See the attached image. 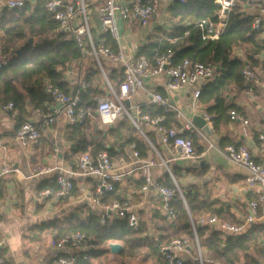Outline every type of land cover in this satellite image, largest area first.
I'll return each instance as SVG.
<instances>
[{"label":"crops","instance_id":"0c3cea01","mask_svg":"<svg viewBox=\"0 0 264 264\" xmlns=\"http://www.w3.org/2000/svg\"><path fill=\"white\" fill-rule=\"evenodd\" d=\"M28 1L33 4L36 0ZM102 1L84 0V3L88 26L94 40L99 42L105 39V44L108 46L113 40L103 33L95 15L96 8ZM173 1L161 0L158 10L146 25H141L137 21L120 20L118 22L119 32L122 35L121 45L127 55L138 57L139 48L159 40L165 33L170 32L172 25L176 22V19L172 18L168 12V7ZM218 1L215 0V4H218ZM241 7L249 14H256L258 9L257 3L251 0L241 1ZM81 22L82 17L77 13L71 20V26L76 27ZM51 34L47 37H53L54 33ZM233 52L237 53L239 49L234 48ZM98 62L95 58L84 53L80 60L70 63L66 68H58L62 73L63 80L68 84V92L74 90L75 85H79V80L84 79V72L88 67L95 68L97 66L101 72L99 80L93 81L91 87L96 89L98 85V88L102 89L104 93L94 92V102L96 97L104 95L107 90L103 75H106L107 78L108 75H111L113 77L112 83L119 81L122 72L119 62L102 54L99 55ZM254 74L258 81L254 84L251 93H246L244 89L233 90L229 93L230 102L240 108L237 111L248 120V124L244 126L241 121L230 119L221 124L217 131L212 128L213 133L210 136L205 135L216 148L206 150L207 141L199 137V144L202 146L201 151L197 153L195 151L194 157H182L177 147L162 145L157 133L146 124L143 125L145 135L137 130V133L148 142L150 147L145 157L157 161L156 165L152 167L153 180L164 183L168 174L184 196L188 193H198L200 199L211 203V208L216 210L211 215H207L209 213L204 214L203 211L198 212L199 214L196 216L198 219L200 216L215 215L221 221L238 224L242 223L249 214L247 202L254 196V191L249 190L245 184L246 172L241 166L232 164L217 147L220 137L223 136L226 141H232L233 144H243L257 162L264 164V151L258 148L256 140V135L259 132H264V72H254ZM145 85L149 92H162L164 77L149 78ZM195 89L194 85H188L180 91L170 94L172 102L181 108L191 120L195 114L202 116L203 113H206L204 107L200 106L198 99L193 97ZM148 100V92L139 90L126 101H128L127 106L133 110L135 105L150 104ZM26 111L28 113L26 119L34 120L35 124L40 126L41 133L36 143L29 147H21L13 140L16 130V111L0 109V137L5 143V148L0 147V255L7 261V264H48L56 255L75 252L86 254L85 258L78 260V264L81 260H87L88 264H154L152 261L142 260L139 256H123L121 255L122 251L120 253L111 252L109 249L111 242L120 243L123 249L122 242L118 240L109 241L105 247L82 245L80 248H73L64 245L58 248L51 244L52 240L60 237H54L57 228L50 226L39 230L36 227L42 222L53 219L64 224L65 218L76 210L80 212L81 216H84L87 210H91L101 217L102 208L89 201L96 179L95 176L91 175L74 177L76 193H71L57 201L42 199L37 196V191L42 190L38 186L46 178L54 176L53 172H42L43 168L60 165L75 169L73 163L77 162L78 156L71 153L69 149L72 147L71 143L64 138L66 128L69 125L65 117L60 116L55 124L45 126L41 124L33 107L26 106ZM95 117L98 123L93 121L87 126L88 130H83L91 136L96 135V129L104 130L108 127H115L124 116L117 117L109 124H102L100 118ZM129 122L131 123L130 120ZM167 125L175 126L176 123L171 121ZM208 125L212 127V124ZM104 135V138H107L109 134L104 133ZM115 139L117 143L111 144L117 151L116 157L112 158L114 170L123 175V179L117 182L119 185L117 192L123 198L128 197L131 200L134 212L146 230L143 235L147 234V236L158 240L161 235L170 232L169 223L174 218L169 217L162 210L161 196L153 186L146 191H141L140 186H137L140 176L136 169L137 163L132 155L130 144H126L124 135L122 138L115 137ZM173 171L175 174L172 173ZM251 222L264 225V219ZM249 224L243 230H246ZM182 236L186 235L181 234L178 237ZM263 247L264 238L262 236L251 246L250 252L257 256L259 264H264ZM98 248L106 249V251L97 256L89 254L90 249ZM187 250V254L192 259L193 249L190 242H188ZM257 251H261L260 256L256 255ZM240 259L236 264L243 262L244 258L241 257Z\"/></svg>","mask_w":264,"mask_h":264},{"label":"trees","instance_id":"16d2710c","mask_svg":"<svg viewBox=\"0 0 264 264\" xmlns=\"http://www.w3.org/2000/svg\"><path fill=\"white\" fill-rule=\"evenodd\" d=\"M46 1L36 0L33 4L25 1L21 7L4 8L0 11V53L8 57L7 63L0 67V105L13 103L16 111L15 129L28 116L26 106L35 108L50 101V96L44 89L46 82L68 92V84L63 80L58 68H66L70 63L84 56L82 48L78 46L73 36L59 29L58 21L45 7ZM241 1L245 0H235L230 6L226 14V25L219 38L203 40L197 23L202 19L212 18L213 12L220 8L219 5L215 4V0H184V2L174 0L168 7L170 16L176 19L170 32L165 33L159 40L138 49L137 56L145 54L152 58L156 52L170 48L173 51L174 63L188 59L191 62L212 61L217 65V76L202 85L197 98L200 106L212 116L211 124L215 131L221 124L230 120L231 109H240L230 102L229 93L243 89V69L249 68L255 73L264 72V19L259 29H253L251 24L254 14L242 10ZM50 33H54L53 37L37 40ZM108 46L111 49L116 48L114 41ZM234 48H238L239 52H233ZM100 76L101 72L97 66L85 69L84 79L87 87L81 91V105L94 107V92L104 93L98 85L96 89L91 87L92 82L99 80ZM112 78L108 75L110 82ZM121 80L122 72L119 81L111 82L114 89H117ZM78 86L75 85L74 89ZM141 112L152 116L164 115L166 125L171 121L176 123L172 112H166L155 104L142 105ZM82 126L79 123H71L64 134L65 140L71 143L72 147L69 148L71 153L77 156L83 152L96 154L105 150L113 161L112 158L116 157L117 151L111 144L105 143L104 133L116 138H122L124 135L126 144H134L141 155L146 156L150 149L148 142L137 133L136 127L126 116L118 121L115 127L96 129L95 136L85 133ZM182 135L192 139L196 153L201 151L202 146L199 144V136L195 131H185ZM228 143L233 142L226 141V138L222 136L217 148L222 150ZM75 164L74 162L73 166ZM172 173L175 174L174 171ZM166 177V182H160V184L175 187L170 176L167 174ZM118 186V183L114 182L113 189L104 193L101 202L108 203L114 199H124L117 192ZM137 186H141V179ZM46 187H57L55 176L46 178L38 186L39 189ZM76 190L74 184L71 193L75 194ZM184 197L185 203L177 194L170 202V207L175 213L174 220L169 223L171 230L161 235L158 240L143 235L146 230L141 223L138 229L130 227L125 218H113L101 223L99 215L91 210H87L84 216H81L77 210L70 213L65 218L64 224L53 219L42 222L36 227L39 230L50 226L57 228L54 236L56 238L70 230H80L92 235L94 237L92 244L98 247H105L109 241L118 240L123 244L121 255L139 256L142 260L152 261L154 264H167L159 253L160 242L185 234L187 239H184L187 244L191 242L193 249V258L185 264H199L196 261L198 254L195 237L202 249L203 264H236L241 257L244 258L241 264H259L257 256L250 251L252 244L259 237L264 238L263 224L250 222L246 230L236 233L223 231L205 222L197 225L198 212L203 211L204 214L211 215L216 210L211 208V203L200 199L198 193H188ZM105 251L106 249L101 248L90 249L89 254L97 256ZM256 255L260 256L261 251H257ZM88 263L87 260L79 261V264Z\"/></svg>","mask_w":264,"mask_h":264},{"label":"built area","instance_id":"2783aa9c","mask_svg":"<svg viewBox=\"0 0 264 264\" xmlns=\"http://www.w3.org/2000/svg\"><path fill=\"white\" fill-rule=\"evenodd\" d=\"M28 0H0V11L4 8L21 7ZM161 0H103L96 8L95 15L100 23L105 35L110 37L116 44L115 49H111L105 44V39L96 42L88 26V17L84 0H47L45 7L52 12L54 19L59 23V29L65 30L73 36L76 43L82 48L85 54L96 59L99 55H105L111 60L119 62L122 70V80L117 89L111 85L110 81L103 75L106 85V93L96 97L95 106L81 105L80 94L86 89L85 79L79 80V86L71 92L64 91L49 82L45 83V91L50 96V101L35 107L34 112L42 125L51 126L55 124L60 116L66 121L79 123L83 130H88L87 126L92 123L95 116L100 118L102 124L112 123L119 116H126L136 129L143 135V125L153 129L162 145L175 146L179 149L182 157H194L195 150L192 139L183 136L185 131H195L196 134L207 141L206 150L216 148L207 139L205 133L197 128L190 117L186 116L181 108L175 105L170 97L172 92H177L188 85L196 87L193 97L197 100L202 85L217 76V65L212 61L191 62L183 59L177 63L173 62V51L167 48L164 51L156 52L152 58L145 54L138 57L129 56L122 48V35L119 32L118 22L137 21L141 25H146L152 15L158 10ZM184 2V0H179ZM235 0H219V9L213 12L212 18L202 19L197 23L200 30L201 39H218L221 31L226 25V14L223 10L230 8ZM257 3L258 9L253 15L252 28L259 29L262 25L264 15V0H251ZM30 2V1H29ZM79 13L82 22L76 26H71V20ZM215 18V19H214ZM7 55L0 53V67L7 63ZM99 63V62H98ZM100 65V64H99ZM242 87L246 93L253 91L254 84L258 81L254 72L249 68L242 71ZM164 77L163 91L149 92L146 89V80ZM145 90L149 94L148 103L160 106L166 112H172L176 120L175 126H167L164 115L152 116L141 112V105H135L133 110L127 106L125 101L129 100L137 91ZM1 110L14 111L13 103L8 102L0 105ZM230 119L239 120L244 126L248 120L236 109L229 111ZM202 117L207 124H211L212 116L203 113ZM92 126V125H90ZM92 131V129H91ZM40 126L32 119L24 120L15 130L13 140L21 147H29L36 143L40 137ZM257 146L264 151V132L256 135ZM0 147L5 148L3 138L0 137ZM132 155L137 163L136 169L139 171L141 179V191H146L153 186L161 196V208L171 218L175 217L174 211L170 207V202L177 194L185 203V198L178 186L168 187L156 182L152 178V167L157 161L139 154L135 145L131 144ZM234 165H239L245 170L244 181L249 190L254 191V196L247 202L249 214L242 223L234 224L219 220L215 215L200 216V223H210L223 231L241 232L244 227L254 220L264 219V164L255 160L248 149L243 144H227L224 148L218 149ZM42 172H53L55 176L56 188L46 187L37 191V196L42 199L57 201L58 199L71 194L74 188L73 178L76 176H95L94 189L89 201L98 204L102 208L100 222L113 218H125L127 224L133 229H138L140 221L134 212L133 204L127 197L121 200L114 199L108 203L101 202L106 191L113 189V183L121 181L122 174L115 172L113 161L108 152L102 150L96 154L87 152L80 153L75 169L66 168L60 165L47 166ZM171 174V173H170ZM1 178V173H0ZM192 221V219H191ZM194 229V223L192 221ZM147 235V234H146ZM94 237L80 230H70L51 244L58 248L69 245L73 248H80L82 245L93 246ZM197 257L196 261L203 264L201 248L195 237ZM88 247V248H89ZM188 244L183 237L171 238L165 242H160L158 249L162 258L167 264H185L191 257L187 254ZM85 253L75 252L54 256L48 264H78V260L85 258ZM0 264H7V261L0 255Z\"/></svg>","mask_w":264,"mask_h":264},{"label":"water","instance_id":"95a60500","mask_svg":"<svg viewBox=\"0 0 264 264\" xmlns=\"http://www.w3.org/2000/svg\"><path fill=\"white\" fill-rule=\"evenodd\" d=\"M228 8L223 10L224 14H227ZM126 105H128V101H125ZM193 124L202 130L206 135L210 136L213 133L212 127L207 124L206 120L201 115H193L192 116ZM197 225H201L200 221L197 222ZM109 249L113 253H120L122 251V246L118 242L109 243Z\"/></svg>","mask_w":264,"mask_h":264},{"label":"rangeland","instance_id":"374dc122","mask_svg":"<svg viewBox=\"0 0 264 264\" xmlns=\"http://www.w3.org/2000/svg\"><path fill=\"white\" fill-rule=\"evenodd\" d=\"M219 2V1H218ZM219 4V3H218ZM51 34V33H50ZM52 35V34H51ZM49 36V35H48ZM43 38H49V37H47V36H43V37H41V38H37V40L39 41V40H42ZM102 96V95H101ZM99 97V96H98ZM92 121H96V123H98V120H97V118L96 117H94V119L92 120ZM105 139V143H109V144H116L117 142V140L115 139V136H113V135H108L107 136V138H104ZM182 237H186V236H182ZM186 239H187V237H186ZM189 241V240H188ZM190 242V241H189ZM190 244H191V242H190ZM192 245V244H191ZM139 261V260H138ZM140 262V261H139Z\"/></svg>","mask_w":264,"mask_h":264}]
</instances>
